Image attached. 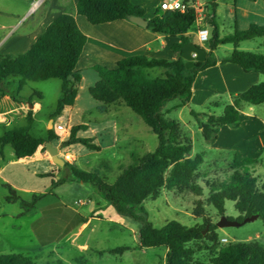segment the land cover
<instances>
[{
    "label": "trees",
    "instance_id": "1",
    "mask_svg": "<svg viewBox=\"0 0 264 264\" xmlns=\"http://www.w3.org/2000/svg\"><path fill=\"white\" fill-rule=\"evenodd\" d=\"M215 1L209 0V12L204 17L205 25L210 28V38L206 45L208 55L204 62H196L187 70L184 67L185 61L181 58L182 47L190 42L188 32L197 16L191 5L192 0H184L187 8L183 13L159 9L155 17L147 21L146 29L152 33L179 37L180 41L171 46L174 60L133 55L119 60L114 69L99 65L92 68L98 75V81L88 88V93L93 100L102 104L101 111L106 113L108 106L128 108L156 136V148L139 157L132 155V162L121 169L112 183H107L97 171H83L67 162H64V166L68 170V176L55 181L52 179L50 183L51 189L66 182L92 186L108 202L114 213L140 222L138 241L142 248L166 249L164 264H203L195 257L197 250L190 245L203 242L213 245L218 239L216 224L210 222L204 202L200 199L194 202L192 215L200 219L201 224L187 227L177 221H169L163 227L155 228L146 219L143 202L147 199L155 200L162 190L179 194L186 191L196 198L203 194V188L195 181L203 156H190L191 140L183 135L179 123L167 116L172 110L189 105L197 75L217 65L212 52L221 45H233L234 49L220 63H232L244 72L255 71L264 75V54L237 49L241 42L264 38V26L252 24L246 30L235 29L232 34L220 36L214 21ZM76 12L90 25L127 20L130 15H145V10L133 5L130 0H77ZM86 41L87 37L79 30L73 16L63 14L47 26L25 53L0 54V83L9 78H17L18 94L28 82L58 79L61 83L60 97L50 113V118L55 119L65 108L75 105L78 86L82 80L76 65ZM155 68L162 69V75L150 77L146 70ZM33 94L41 98L40 93ZM176 99L179 104L166 109V104ZM242 104H264V81L236 94L232 103L226 105L219 116L199 114L192 110L190 115L198 121L203 140L207 144H213L223 126L234 128L240 124ZM200 115L205 116L204 121L198 120ZM32 125V111L28 110L23 127L8 129L0 136V149L9 146L17 160L30 159L40 148L44 149L46 142L52 143L58 139L52 129L47 130L46 140L35 137L31 134ZM87 129L86 123L72 126L67 139L61 143L62 147L81 145L89 151L99 152L101 147L93 142V138L79 135ZM231 170L232 173L226 179L206 183L208 195L205 203L213 207L221 217L225 214L224 202L232 201L239 214L236 221L241 222L253 215L264 221V185L259 187L257 178L248 172L233 168ZM41 177L52 176L47 173ZM14 199L19 200V197L8 186L5 201L11 203ZM38 199L40 197L34 195L28 207L24 206V211L33 207ZM135 207H139L142 215L135 214ZM205 228H208L207 234L203 235ZM127 250L128 247H118L109 253L122 254ZM0 264L35 263L23 254H0ZM56 264L62 262L57 261ZM210 264H264V247L256 241L222 246L210 258Z\"/></svg>",
    "mask_w": 264,
    "mask_h": 264
},
{
    "label": "rangeland",
    "instance_id": "2",
    "mask_svg": "<svg viewBox=\"0 0 264 264\" xmlns=\"http://www.w3.org/2000/svg\"><path fill=\"white\" fill-rule=\"evenodd\" d=\"M21 13V0H0V39L5 34L1 26L14 24ZM25 20L26 18L22 22ZM27 24L24 25L25 28ZM260 42L261 38H255L239 45L243 50L264 53V47L259 46ZM197 45L203 47L198 40ZM229 48L230 45L221 46L216 51L215 57L226 56ZM158 72L160 69L147 70L150 77H155ZM81 74L82 80L78 86L75 105L72 108H65L55 119L50 118V113L55 109L60 97L61 83L58 79L28 82L19 92V96L15 93L17 79L10 78L11 83L5 85L0 83L2 96L11 93L12 96L9 97L23 105V115H20V119L8 123V126L0 127V136L5 130L24 126L27 111L31 110L32 135L46 140L47 130L52 129L58 137L52 141V145L59 148V157L64 162L73 164L83 171H97L107 183H112L121 169L132 162V155L139 157L152 152L156 148L157 138L142 120L126 107H114V109L108 107L106 113L102 112V104L93 100L88 93V88L98 81L96 71L82 70ZM34 92L40 93L41 98L34 95ZM232 101L233 98L226 94L213 96L202 106L189 103L188 106L172 110L167 116L176 120L183 135L191 140L190 156L194 157L196 154L203 156V163L199 166L195 179L203 188V194L200 198H196L186 191L179 194L162 190L155 200H145L142 206L147 213L146 219L155 228H161L169 221H177L187 227L201 224L202 221L192 215L194 202L198 199L204 202L210 222L216 224L220 216L213 207L205 203L208 195L206 183L226 179L232 173L231 168L248 172L257 178L259 187L264 185V148L259 147L264 140V129L261 128L260 123H255L247 130L255 131V136L246 139L241 138L242 133L237 136V149L243 150L248 155L239 163L241 165H238L231 163L236 153L234 150L211 148L212 144H207L203 140L198 121L190 115L192 110L199 114L219 116L223 113L224 107ZM178 103V99L170 101L166 104V108ZM214 103L217 105H213ZM36 104H39L40 109L33 114V105ZM29 105L32 108H29ZM253 108V114L264 121V104ZM204 119V115L198 118L199 121ZM243 122L247 125L249 121L244 118ZM81 123H86L88 129L79 135L93 138V142L101 147L99 152L89 151L81 145L62 147L61 143L69 134L68 127ZM49 124L51 128L48 129ZM90 130L94 131L95 135L91 134ZM39 150L40 156L51 158L45 147ZM3 155L6 166L2 178L8 179L13 189L15 188L19 200L12 201L17 204H5V197L2 196L8 195L9 185L0 181L2 186L0 187V254H23L30 257L35 264H56L57 261H61L62 264L165 263L166 249L142 248L138 241L140 222L114 213L108 202L92 186L66 182L51 189L52 179L37 177L45 167L42 163L32 164L25 159L15 162L16 158L9 146L5 147ZM52 164L56 170V173L51 175L55 177L54 181L68 176V170L64 165L60 167L53 162ZM35 171L39 172L35 174ZM34 195L39 196L40 199L28 211L23 212L24 206L28 207ZM22 202L26 204L23 205ZM224 208V216L236 221L239 214L234 209V203L225 201ZM134 212L136 215H142L139 207H135ZM204 230L203 235H206L208 228ZM216 234L218 238L216 244L203 242L190 245L197 250L195 257L203 264H210V258L222 246L256 241L264 247V221L260 218L239 227L217 228ZM222 239H226V242L222 243ZM118 247H128L129 250L122 254L109 253L110 250Z\"/></svg>",
    "mask_w": 264,
    "mask_h": 264
},
{
    "label": "crops",
    "instance_id": "3",
    "mask_svg": "<svg viewBox=\"0 0 264 264\" xmlns=\"http://www.w3.org/2000/svg\"><path fill=\"white\" fill-rule=\"evenodd\" d=\"M130 1L133 5L145 10L143 18L148 21L155 17L156 12L159 11L160 3L167 0ZM192 2L191 5L197 10L200 9L202 15L205 17L206 13L209 12L207 8L209 0H192ZM76 4L77 0H21L22 13L16 18L17 21L12 25L8 24L1 26V30H3L5 34H3L0 39V54L19 55L25 53L30 48L31 44L43 34L47 26L53 20L63 14H68L73 16L79 30L87 37L86 44L76 65V70H78L80 74L82 70L92 69L95 65L114 69L119 60L133 55H144L148 58L166 59L169 61L175 59L171 46L180 41L179 37L152 33L146 28L139 27L128 20H117L100 25H90L83 16L77 14ZM215 4L214 21L218 26L220 36L232 34L235 29L246 30L252 24L264 26V0H216ZM25 18L26 20L22 22ZM26 23L28 24L25 28L24 25ZM202 25H205V22H196L195 20L192 26L194 30H192L191 27L188 32L190 42L196 45L197 31ZM208 30L210 31V28H208ZM239 44L237 45L238 50L254 52L248 49H241ZM221 46L217 47V49L212 52V57L218 62L217 65L207 68L197 75L193 83L190 103L202 106L213 96H220L223 94L233 98L236 94L247 90L252 85L264 81V75L258 72H244L235 64L220 63L221 60L228 58L234 49V46L230 45L231 48L227 51L226 56L216 58L215 53ZM259 46L264 47V38H261ZM204 48L207 49V47ZM162 73L163 70L160 69V72H158L155 77L162 75ZM16 81H18V79ZM3 83L4 85L11 83L10 78ZM15 93L17 94V83ZM9 95H11V93L2 96L0 92V127L8 126V123L20 119L23 115V105L11 99ZM17 95L19 96V93ZM108 107H111V109H114V107L123 108V106ZM244 107L246 108L243 109ZM253 107L255 106L242 104L239 114L240 124L234 128L223 126L219 130L216 141L211 145V148L215 149L224 148L226 150H234L237 155L236 153L233 155L231 163L239 164L248 157L243 150L237 149V136L241 133V138L244 139L255 136V131H247L255 123H260L261 128L264 129V121L258 119V117L253 114ZM39 109V104L33 105V114ZM244 118H247L249 121L247 125L243 122ZM70 128L71 127H68V129ZM92 130H90L91 134L95 135V132ZM5 147L2 150L0 149V181L6 182L13 189L8 179L2 178L6 166L3 157ZM259 147L264 148V140L259 144ZM40 154L41 152L38 150L32 158L25 159L32 164L42 163L45 166L37 177L47 173L51 175L56 173L51 158L48 156H40ZM253 157L255 158L256 156ZM18 161L20 160H15V162ZM37 172L39 171H35V174ZM49 178L50 180H54L55 177ZM13 190H15V188ZM2 197L6 196L3 195ZM5 204L17 203L6 202ZM19 209L21 208L19 207Z\"/></svg>",
    "mask_w": 264,
    "mask_h": 264
},
{
    "label": "water",
    "instance_id": "4",
    "mask_svg": "<svg viewBox=\"0 0 264 264\" xmlns=\"http://www.w3.org/2000/svg\"><path fill=\"white\" fill-rule=\"evenodd\" d=\"M127 20L139 27L147 28L148 22L143 17L133 16L130 15L127 17ZM208 50L203 47H199L198 45L189 42L186 45L182 47V54L181 58L185 61L184 67L185 69L189 70L191 69L196 62H204L207 58ZM29 108H32L31 105H29ZM51 128V124H49L48 129ZM45 149L49 156L51 157V160L54 164L58 166H63L64 161L59 157V148L52 145L51 142H46L44 144ZM258 218L257 215H253L250 217L244 218L241 222L238 221H232L227 219L225 216H221L219 221L216 223L217 228H225V227H239L245 223L254 221ZM205 233V230L203 231V234Z\"/></svg>",
    "mask_w": 264,
    "mask_h": 264
},
{
    "label": "built area",
    "instance_id": "5",
    "mask_svg": "<svg viewBox=\"0 0 264 264\" xmlns=\"http://www.w3.org/2000/svg\"><path fill=\"white\" fill-rule=\"evenodd\" d=\"M187 8V5L180 0H167L163 1L159 5V9L161 11H174L183 13ZM197 16L196 22H204V16L202 15V11L200 9H195ZM210 38V31L208 30L206 25H202L197 31V40L204 47L207 45L208 40ZM222 243L226 242V239L221 240Z\"/></svg>",
    "mask_w": 264,
    "mask_h": 264
}]
</instances>
